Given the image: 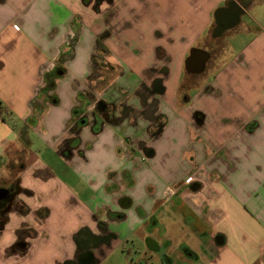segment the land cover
Returning <instances> with one entry per match:
<instances>
[{"label": "crops", "instance_id": "crops-1", "mask_svg": "<svg viewBox=\"0 0 264 264\" xmlns=\"http://www.w3.org/2000/svg\"><path fill=\"white\" fill-rule=\"evenodd\" d=\"M230 1L242 5L0 0V100L15 119L12 128L0 118V184L16 187L0 205V264L77 263L106 238L144 245L145 264L163 250L172 264H264V37L236 55L222 42L251 30L243 19L255 0L213 36ZM103 26L113 35L102 39ZM101 74L124 90H89ZM31 154L11 179V162ZM51 158L83 187L65 184Z\"/></svg>", "mask_w": 264, "mask_h": 264}, {"label": "rangeland", "instance_id": "rangeland-1", "mask_svg": "<svg viewBox=\"0 0 264 264\" xmlns=\"http://www.w3.org/2000/svg\"><path fill=\"white\" fill-rule=\"evenodd\" d=\"M105 15H104L103 19H100V21H101L100 23L103 25L111 19L110 15H112V12H106ZM104 21H105V23H104ZM243 21L247 22L250 25V27H251L250 31L244 32L241 34L226 35L222 41L224 43H231L233 45L234 49L232 51V54H234V55H236L238 53L237 50L240 48V46H243V44L245 42L249 41L251 38L264 37V0H255L254 6L251 9H249V14L246 15V17H244ZM104 26H103V33L100 34V37L102 39H104L107 36L113 35L112 31H110V29L107 30L106 27H104ZM262 40L264 41V38ZM99 56H101V53L99 54ZM262 56L264 57V52L262 53ZM101 58H98V59L100 61H102ZM100 65L104 66L103 63H101ZM108 68H109L108 70H110V72H111L112 71L111 67H108ZM54 74H56V73H54ZM184 82H186V80ZM89 83H90L89 84V90H93V89L96 90L97 84H101L102 89L100 88L99 90H100V92H105L106 82H105V75L104 74L103 75L101 74L100 76L94 77L92 82H89ZM185 86H186V83H185ZM106 88H108L107 85H106ZM185 88L186 87H184V89ZM108 90L109 91H116V90H124V89L119 87L118 84L114 83V85L111 86V88H108ZM181 91H182V89H181ZM125 101H126V99H125ZM179 102H180V104H182L181 96H180ZM181 138H183V137H181ZM148 140L149 139H147V141ZM149 142L150 143H147V146L149 144L154 143L153 140H149ZM186 144L187 143L185 140V145ZM183 147H185V146H183ZM18 154H21V153H18ZM28 157H29L28 159H25L26 157L24 158L23 156L18 155V157H17L18 161L17 162H15V161L11 162V167H13V168L15 167L14 175L17 174L16 171H18V170L22 171L23 170L22 168H24V166H27L29 163H31L34 160L33 154H31ZM184 157H186V155ZM139 161L142 163V165H145V166H151L152 165V163H150V160H146V158H143V159L140 158ZM48 162H49L50 166H53L52 167L53 171L57 172L60 175V177L63 178V181L65 182V184H68L70 186H75V188L83 187L82 182H80L81 180L77 176L74 175L72 170H69L67 167L63 166L62 162H60L59 160H56V159L52 160V158ZM113 174L114 175H112V178H117V177L121 176L120 173H113ZM152 174H153L154 178H157V176H158L157 174H155V173H152ZM124 176H126V175H124ZM121 178H122V176H121ZM11 179L16 181L17 176L15 175L14 178H11ZM15 181H13V182H15ZM199 185L201 187V184H199ZM170 186H173V185H170ZM3 187L7 190H9L8 188H11L10 184H0V189ZM171 189L172 190L175 189V186H174V188L171 187ZM179 190H180L179 192H175V194H172V192H170V189H169L168 194L166 195L164 201L170 202V201H172L171 199H175L176 197L179 198L180 197L179 195H181V194H182V196H184L185 190H184V192H181V190H183L182 188ZM173 191H175V190H173ZM89 194L90 193H88V191H86V192L84 191L83 195L89 196ZM23 212L27 213L25 210H23ZM7 215H9V214H6L5 217L8 218L9 216H7ZM35 216H36V213H35ZM232 230H233V228H232ZM107 240H108V242L111 241L109 239H107ZM144 247H145L144 245H141V244L135 243V242L134 243H132V242L127 243L126 242V243H124V247L121 244H119V245L113 244V245L109 246V243H105V244L103 243L102 246L100 248H98L99 251L97 253L91 252V254H93V256H94V261L92 264H137L139 261V258L141 256L143 257L146 254V252L143 251ZM139 249L142 250L141 253H139V251H138ZM200 251H202V253L206 252L205 248H203V250H200ZM150 260H151L150 264H159L158 261L154 262V260H152V259H150ZM73 263H76V260H74Z\"/></svg>", "mask_w": 264, "mask_h": 264}, {"label": "flooded vegetation", "instance_id": "flooded-vegetation-1", "mask_svg": "<svg viewBox=\"0 0 264 264\" xmlns=\"http://www.w3.org/2000/svg\"><path fill=\"white\" fill-rule=\"evenodd\" d=\"M248 1L249 0H242V5H240V7L236 4V2H233V1H230L227 3L226 5V9L221 11L218 15V18H217V22L215 23L214 27H213V36H218V37H221L223 36V34L225 33V28L230 26L234 19H235V16L238 15L239 13H241V15H243L244 13H242L241 9H244L245 11V8L247 7V4H248ZM216 37V38H218ZM162 88L160 86V83H158V81H156L154 83V87L152 88V94H154L156 97H153L151 98V103L154 104L157 108L161 105V99L159 97L158 94H155L154 92H157V91H161ZM181 102L183 105L187 104L189 101H188V96L186 95V93L182 94L181 95ZM114 106V104H113ZM164 116H160L158 117V120H157V126L158 127H161L163 126L165 120H164ZM197 183H194L192 185H195ZM10 187L11 188H8L10 193L8 195V197L5 199V200H2L0 201V205L3 206H7L9 204V202L13 199L14 195H15V185H11L10 184ZM4 188V187H3ZM153 222V220H152ZM101 229H105L106 227L104 225H100ZM105 238L106 237H99L98 240H93L91 237L89 239V241L92 240V243L98 245L99 243L101 242H104L105 241ZM98 241V242H96ZM106 242L108 243V240L106 238ZM187 253H189V251H186ZM190 254V253H189ZM94 261V256L93 254L91 253H86L85 255L81 256L79 261H77V263H71V264H92ZM172 261L173 259L168 257L166 255V252L163 251H160L159 253V264H172ZM137 264H145V260H140L138 261Z\"/></svg>", "mask_w": 264, "mask_h": 264}, {"label": "water", "instance_id": "water-1", "mask_svg": "<svg viewBox=\"0 0 264 264\" xmlns=\"http://www.w3.org/2000/svg\"><path fill=\"white\" fill-rule=\"evenodd\" d=\"M241 11H242V13H244L245 11H244V9H241ZM240 17H241V13H239L238 15H237V22H239L240 21ZM195 52H196V50L195 49H193V50H191V55H190V57L188 58V60H187V65H189V64H191L192 62H193V57H194V54H195ZM206 56H208L207 54H206ZM207 58V57H206ZM205 61V60H204ZM203 61V62H204ZM199 64V67L201 68L200 70H203L204 68H205V65H204V63H198ZM59 75H62V73L60 72L59 73ZM191 189L192 190H198V189H200V185L199 184H195V185H192L191 186ZM9 193H10V191L9 190H7V189H5V188H1L0 189V201H2V200H5L7 197H8V195H9Z\"/></svg>", "mask_w": 264, "mask_h": 264}, {"label": "trees", "instance_id": "trees-1", "mask_svg": "<svg viewBox=\"0 0 264 264\" xmlns=\"http://www.w3.org/2000/svg\"><path fill=\"white\" fill-rule=\"evenodd\" d=\"M50 86H51V83H50ZM0 118L3 122L9 124L12 128H15V125H14L15 119L13 117V114L1 100H0Z\"/></svg>", "mask_w": 264, "mask_h": 264}]
</instances>
